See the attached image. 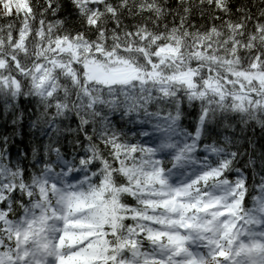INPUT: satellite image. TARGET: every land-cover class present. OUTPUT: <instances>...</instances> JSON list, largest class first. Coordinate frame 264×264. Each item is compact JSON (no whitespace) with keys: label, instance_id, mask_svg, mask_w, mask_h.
I'll list each match as a JSON object with an SVG mask.
<instances>
[{"label":"snow or ice","instance_id":"snow-or-ice-1","mask_svg":"<svg viewBox=\"0 0 264 264\" xmlns=\"http://www.w3.org/2000/svg\"><path fill=\"white\" fill-rule=\"evenodd\" d=\"M0 264H264V0H0Z\"/></svg>","mask_w":264,"mask_h":264},{"label":"trees","instance_id":"trees-1","mask_svg":"<svg viewBox=\"0 0 264 264\" xmlns=\"http://www.w3.org/2000/svg\"><path fill=\"white\" fill-rule=\"evenodd\" d=\"M24 131L26 132V131H27V129L25 128V129H24Z\"/></svg>","mask_w":264,"mask_h":264}]
</instances>
